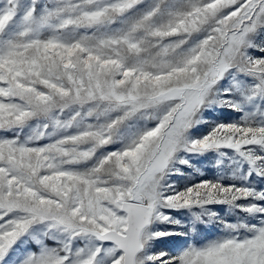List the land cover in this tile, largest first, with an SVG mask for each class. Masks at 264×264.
I'll return each instance as SVG.
<instances>
[{"label":"snow or ice","instance_id":"snow-or-ice-1","mask_svg":"<svg viewBox=\"0 0 264 264\" xmlns=\"http://www.w3.org/2000/svg\"><path fill=\"white\" fill-rule=\"evenodd\" d=\"M0 264H264V0H0Z\"/></svg>","mask_w":264,"mask_h":264},{"label":"rangeland","instance_id":"rangeland-1","mask_svg":"<svg viewBox=\"0 0 264 264\" xmlns=\"http://www.w3.org/2000/svg\"><path fill=\"white\" fill-rule=\"evenodd\" d=\"M209 234H211V233H209Z\"/></svg>","mask_w":264,"mask_h":264}]
</instances>
